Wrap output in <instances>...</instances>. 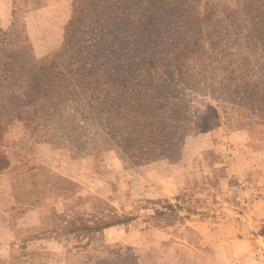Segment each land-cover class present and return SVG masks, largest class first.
<instances>
[{
	"label": "rangeland",
	"instance_id": "obj_1",
	"mask_svg": "<svg viewBox=\"0 0 264 264\" xmlns=\"http://www.w3.org/2000/svg\"><path fill=\"white\" fill-rule=\"evenodd\" d=\"M74 1L0 0V264H264V128L237 122L218 80L175 82L185 103L175 110L191 117L173 136L180 145L138 161L122 147L86 148L114 126L87 108L89 91L59 79L90 68L110 83L136 81L147 54L251 33L250 19L264 24V0H96L65 45ZM50 86L55 109L25 120L28 93ZM166 203L181 218L166 222ZM96 218L90 235L83 224Z\"/></svg>",
	"mask_w": 264,
	"mask_h": 264
},
{
	"label": "trees",
	"instance_id": "obj_2",
	"mask_svg": "<svg viewBox=\"0 0 264 264\" xmlns=\"http://www.w3.org/2000/svg\"><path fill=\"white\" fill-rule=\"evenodd\" d=\"M95 1H74L71 17L65 26V45L70 41L78 21L86 16L90 5ZM250 20L252 31L244 36L229 34L227 38H221L212 33L214 36H210L206 47L196 40L184 43L181 49L147 54L144 58V63L147 62V65L138 69V74L134 76L136 81L125 76L118 82L110 83V79H101L100 74H94L90 68L85 73L73 71L68 76H64L65 73L60 70L59 79H63L65 84L75 83L82 93L89 91L88 101L85 103L87 108L94 107L103 114L107 113V116L103 117L104 126H114L113 130L110 128L99 135H94V144L89 145L86 141V148L88 147L90 152H98L108 147H122L138 161L154 160L157 156L168 157L173 148L177 144L180 145L181 136L177 139L173 137L179 131V122L191 118L187 116L185 110H182L183 113L175 110L176 104L180 103L182 108L185 106L181 101V94H178L174 88L175 82H181L191 88L197 87L203 80L202 74L204 82L205 79L218 80L221 89L219 99L223 103L221 105L227 103L231 107L238 108L241 115V120L237 121L239 124L248 126L249 129H254L256 125L264 128V24L260 26L259 22ZM163 61L165 62L162 63ZM52 62L53 60L33 63L27 69L37 68L43 71L49 68ZM188 62H191L192 68L189 67ZM9 67V71H14V62H11ZM18 70L19 68L17 72ZM71 76L74 77V81L70 80ZM8 77L15 78V76ZM156 80L161 82V88L153 87L152 82ZM73 92L77 93L76 90ZM55 95L54 86H50L45 91L41 88L32 89L28 93L30 99L24 104L28 106L25 120L32 122L36 117L43 115L45 106L54 107ZM162 98L163 102H159ZM11 106L18 109L16 111H21L19 109L22 106L20 108H17V105L14 107V104ZM166 108L171 112L168 114L170 117L164 115ZM16 117L21 118V115L16 114ZM5 125L0 122V130ZM7 164L5 155L0 154V169L5 168ZM163 206L167 211L161 210L158 214L165 216L166 222L173 218H181L175 213L172 204L166 203ZM126 219L131 218L104 222V226L120 224ZM98 220V218L93 220L91 225L83 224V229L90 232V235L98 231ZM261 234L264 236V229ZM112 264L139 263L132 258H123L117 259Z\"/></svg>",
	"mask_w": 264,
	"mask_h": 264
}]
</instances>
